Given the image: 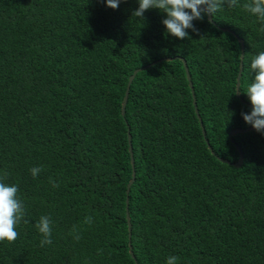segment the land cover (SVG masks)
<instances>
[{"label": "trees", "instance_id": "1", "mask_svg": "<svg viewBox=\"0 0 264 264\" xmlns=\"http://www.w3.org/2000/svg\"><path fill=\"white\" fill-rule=\"evenodd\" d=\"M138 7L0 0V175L18 184L29 221L15 242L0 241V264H264V135L230 137L252 127L241 113L252 108L251 59L264 51L260 22L225 5L181 40L166 32V14L137 18ZM144 66L123 115L129 78ZM42 215L53 221L43 247Z\"/></svg>", "mask_w": 264, "mask_h": 264}, {"label": "clouds", "instance_id": "2", "mask_svg": "<svg viewBox=\"0 0 264 264\" xmlns=\"http://www.w3.org/2000/svg\"><path fill=\"white\" fill-rule=\"evenodd\" d=\"M102 2L107 7L116 10L122 0H102ZM138 5L139 7L132 13L133 16L143 19L145 11L159 10L166 14V18L162 20L166 32L181 40L190 39L189 29L193 32L198 31L194 21L204 20L206 16H211L214 19L215 13L222 11L225 5L228 8L242 7L246 12L257 17L261 25L259 30L264 32V0H247L242 5L240 0H138ZM250 68L255 75L245 94L248 96L252 108L250 112H242L241 115L247 124L264 135V51L252 57ZM41 171L42 167L39 166L30 169L33 178H36ZM8 175L7 172L0 175V241L7 240L11 243L19 238L18 225L21 222L27 224L29 221L25 218L26 206L21 199L19 186L18 184H8L6 182ZM53 186L58 187V184L53 183ZM92 222V216L85 217V224L91 225ZM35 227L43 237L40 240V246L51 245L53 232L51 217L49 215L40 216ZM69 234L73 235L77 241L81 238L76 225H73ZM178 259L176 256H169L166 264H177Z\"/></svg>", "mask_w": 264, "mask_h": 264}, {"label": "water", "instance_id": "3", "mask_svg": "<svg viewBox=\"0 0 264 264\" xmlns=\"http://www.w3.org/2000/svg\"><path fill=\"white\" fill-rule=\"evenodd\" d=\"M209 18H211V16H209ZM240 41L242 43V56H241V65H240V70H239V74H238V78H237V90H239L237 92V95L239 97L242 96L241 94V91H240V87H241V78H242V74H243V69H244V55H245V45H244V39L240 38ZM183 61H184V64H185V67H186V71H187V76H188V80L190 81V86L192 88V92H193V97H194V104H195V107H196V112H197V115L200 119V122H201V126H202V129H203V133L204 135L206 136V131L204 129V125H203V122H202V117L199 113V109H198V106H197V99H196V95H195V90H194V87H193V82H192V77H191V74H190V70L188 68V64H187V61L185 58H181ZM155 64V63H154ZM146 68V66L144 67H141V68H137L134 73L130 76L129 78V82H128V85H127V89H126V93H125V97H124V101H123V106H122V114L125 115L126 113V106H127V103H128V99H129V93H130V89H131V85H132V82L136 76V74L142 70H144ZM250 106L252 107V105L250 104ZM250 130H254L253 127H248L246 129H233L230 133V137L233 138L235 135H237L238 133H242V132H246V131H250ZM206 142L208 143V146H209V149L212 151V153L214 155H216L215 151L213 150L212 146L210 145L209 141L207 140L206 138ZM129 144H130V151L132 152V162L133 164L134 163V156H133V144H132V136L131 134H129ZM238 147V150H239V153H240V157H239V160L237 162H233V165H235L236 167H241L244 163V154L241 150V148L239 146ZM218 159L222 162H229L228 160L222 158V157H219L218 156ZM231 163V162H229ZM135 180V170L133 171V178L131 179L129 185H128V189H127V193L129 194L130 192V188H131V185L133 184ZM128 198H127V203H128ZM127 217H128V223H129V236L131 238L132 236V224H131V221H130V215H129V212H127ZM130 252L132 253V255L135 257L134 255V252L132 250V245H131V242H130Z\"/></svg>", "mask_w": 264, "mask_h": 264}, {"label": "bare ground", "instance_id": "4", "mask_svg": "<svg viewBox=\"0 0 264 264\" xmlns=\"http://www.w3.org/2000/svg\"><path fill=\"white\" fill-rule=\"evenodd\" d=\"M208 19L210 20V21H213V18L211 17V18H209V16H208ZM226 30H230V29H226ZM230 32H234L233 30H231ZM165 60H172V59H175V57H166V58H164ZM130 153H131V157H132V152L130 151ZM133 156H134V154H133ZM133 158V157H132ZM132 164H133V162H132ZM133 171L135 170V167H134V164H133ZM132 178H133V175H132ZM135 178H136V170H135ZM131 181V180H130ZM135 181V180H134ZM130 183V182H129ZM134 183V182H133ZM129 185V184H128ZM133 185V184H132ZM132 185H131V187H132ZM131 189V188H130ZM129 199V198H128ZM127 212H128V207H127Z\"/></svg>", "mask_w": 264, "mask_h": 264}]
</instances>
